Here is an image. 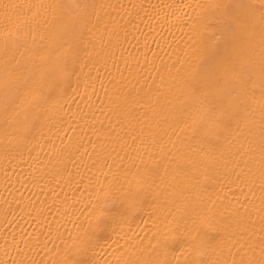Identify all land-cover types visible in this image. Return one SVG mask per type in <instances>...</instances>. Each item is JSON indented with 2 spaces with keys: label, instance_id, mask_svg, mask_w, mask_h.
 I'll return each instance as SVG.
<instances>
[{
  "label": "bare ground",
  "instance_id": "1",
  "mask_svg": "<svg viewBox=\"0 0 264 264\" xmlns=\"http://www.w3.org/2000/svg\"><path fill=\"white\" fill-rule=\"evenodd\" d=\"M0 264H264V0H0Z\"/></svg>",
  "mask_w": 264,
  "mask_h": 264
}]
</instances>
